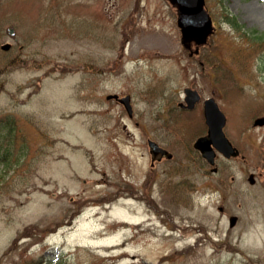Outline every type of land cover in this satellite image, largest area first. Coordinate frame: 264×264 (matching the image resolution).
Listing matches in <instances>:
<instances>
[{
    "label": "rangeland",
    "instance_id": "rangeland-1",
    "mask_svg": "<svg viewBox=\"0 0 264 264\" xmlns=\"http://www.w3.org/2000/svg\"><path fill=\"white\" fill-rule=\"evenodd\" d=\"M206 6L216 31L190 54L168 0H0V264H264V70L245 37L264 0ZM187 86L215 91L240 149L216 173ZM149 138L174 157L152 165Z\"/></svg>",
    "mask_w": 264,
    "mask_h": 264
},
{
    "label": "water",
    "instance_id": "water-1",
    "mask_svg": "<svg viewBox=\"0 0 264 264\" xmlns=\"http://www.w3.org/2000/svg\"><path fill=\"white\" fill-rule=\"evenodd\" d=\"M173 6L178 9V24L183 33V43L188 46V43L195 40L197 43H204L207 36L212 32V20L210 15L204 9V0H170ZM8 33L15 37V30L12 26L7 28ZM8 48L9 44L4 45ZM187 93V107H193L200 99V95L196 90L190 88L185 89ZM130 96H126L122 100L126 102L129 110ZM205 116L208 124V134L199 137L195 142V147L201 150L202 155L210 164L215 163L216 150H220L227 157L237 156L239 150L233 146L231 141L225 134L224 126L226 124V116L220 110L218 104L213 98H209L205 102ZM256 125L264 124V117H260L255 121ZM151 151L154 154H162L167 157H172V153L159 146L154 140H150ZM213 170H216L214 168ZM251 182H254L253 176L250 177Z\"/></svg>",
    "mask_w": 264,
    "mask_h": 264
},
{
    "label": "trees",
    "instance_id": "trees-1",
    "mask_svg": "<svg viewBox=\"0 0 264 264\" xmlns=\"http://www.w3.org/2000/svg\"><path fill=\"white\" fill-rule=\"evenodd\" d=\"M256 37H257V38H259V37L262 38L260 35H257Z\"/></svg>",
    "mask_w": 264,
    "mask_h": 264
}]
</instances>
